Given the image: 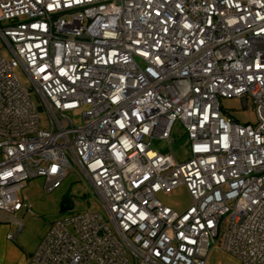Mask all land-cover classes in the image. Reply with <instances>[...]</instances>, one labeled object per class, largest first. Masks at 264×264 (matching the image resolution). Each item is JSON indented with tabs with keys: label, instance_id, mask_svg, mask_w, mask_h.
<instances>
[{
	"label": "built area",
	"instance_id": "1",
	"mask_svg": "<svg viewBox=\"0 0 264 264\" xmlns=\"http://www.w3.org/2000/svg\"><path fill=\"white\" fill-rule=\"evenodd\" d=\"M0 38V211L31 213L27 181L49 194L68 175L104 210L53 221L27 264H264V0H0ZM180 185L182 212L155 198Z\"/></svg>",
	"mask_w": 264,
	"mask_h": 264
},
{
	"label": "rangeland",
	"instance_id": "2",
	"mask_svg": "<svg viewBox=\"0 0 264 264\" xmlns=\"http://www.w3.org/2000/svg\"><path fill=\"white\" fill-rule=\"evenodd\" d=\"M0 54L5 59L10 57V53L0 38ZM13 74L19 83L29 91V95L36 106L41 104L33 85L27 74L21 67L13 69ZM223 115H229L241 124H255L256 115L251 102L243 108L242 103L237 98L219 99ZM40 128L46 129L47 122L44 114L39 110ZM154 150L167 151V145L162 141H154L150 145ZM172 151L177 160L185 161L189 156L188 141L181 136L180 126L176 124L173 132ZM44 179L41 177L33 178L27 181L22 189V197L31 205V212L25 216L18 215L16 218L23 224L18 241L26 245H31L44 237L48 232L50 224L56 219L73 214H82L85 212H95L104 215V210L96 200L95 193L86 180H78L73 175H68L61 186L52 193H45L43 190ZM69 197L72 200L73 207L71 211L59 213V204L62 199ZM155 198L163 206L170 208L175 212H182L190 205V197L183 185L176 187L170 193L158 192ZM5 223L6 221H2ZM8 222H11L9 219ZM70 229V228H69ZM44 234V235H43ZM43 235V236H42ZM206 264H239L231 255L212 249L206 258Z\"/></svg>",
	"mask_w": 264,
	"mask_h": 264
},
{
	"label": "crops",
	"instance_id": "3",
	"mask_svg": "<svg viewBox=\"0 0 264 264\" xmlns=\"http://www.w3.org/2000/svg\"><path fill=\"white\" fill-rule=\"evenodd\" d=\"M27 213L28 212L26 211H20L17 214L12 215L0 211V264H27L29 257L35 252L40 241L42 240L43 237H41L39 240H36L35 243H32L31 245L20 243L17 240L20 232L14 241H10L6 238L7 234L13 233L15 231L14 221L19 220L16 217L18 215L23 217ZM9 219L11 222H8ZM2 221L6 222L3 223Z\"/></svg>",
	"mask_w": 264,
	"mask_h": 264
},
{
	"label": "water",
	"instance_id": "4",
	"mask_svg": "<svg viewBox=\"0 0 264 264\" xmlns=\"http://www.w3.org/2000/svg\"><path fill=\"white\" fill-rule=\"evenodd\" d=\"M72 207H73V203H72L71 198L66 197V198L62 199L60 204H59V213L71 211Z\"/></svg>",
	"mask_w": 264,
	"mask_h": 264
}]
</instances>
